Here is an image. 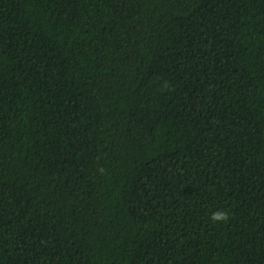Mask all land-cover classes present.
<instances>
[{
  "label": "trees",
  "instance_id": "1",
  "mask_svg": "<svg viewBox=\"0 0 264 264\" xmlns=\"http://www.w3.org/2000/svg\"><path fill=\"white\" fill-rule=\"evenodd\" d=\"M0 264H264V0H0Z\"/></svg>",
  "mask_w": 264,
  "mask_h": 264
},
{
  "label": "clouds",
  "instance_id": "2",
  "mask_svg": "<svg viewBox=\"0 0 264 264\" xmlns=\"http://www.w3.org/2000/svg\"><path fill=\"white\" fill-rule=\"evenodd\" d=\"M211 219L214 223H227L229 219V213L224 211H217L212 214Z\"/></svg>",
  "mask_w": 264,
  "mask_h": 264
}]
</instances>
